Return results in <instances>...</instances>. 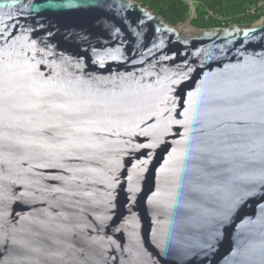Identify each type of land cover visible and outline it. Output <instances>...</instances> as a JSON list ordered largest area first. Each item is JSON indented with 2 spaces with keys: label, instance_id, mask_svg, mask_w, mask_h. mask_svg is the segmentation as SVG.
<instances>
[{
  "label": "water",
  "instance_id": "water-1",
  "mask_svg": "<svg viewBox=\"0 0 264 264\" xmlns=\"http://www.w3.org/2000/svg\"><path fill=\"white\" fill-rule=\"evenodd\" d=\"M188 1L0 0V264H264V17Z\"/></svg>",
  "mask_w": 264,
  "mask_h": 264
},
{
  "label": "trees",
  "instance_id": "trees-1",
  "mask_svg": "<svg viewBox=\"0 0 264 264\" xmlns=\"http://www.w3.org/2000/svg\"><path fill=\"white\" fill-rule=\"evenodd\" d=\"M162 15L169 23L178 25L191 16L188 0H137ZM258 0H194L197 28L227 27L233 24L250 25L260 16H250L246 10Z\"/></svg>",
  "mask_w": 264,
  "mask_h": 264
},
{
  "label": "built area",
  "instance_id": "built-area-1",
  "mask_svg": "<svg viewBox=\"0 0 264 264\" xmlns=\"http://www.w3.org/2000/svg\"><path fill=\"white\" fill-rule=\"evenodd\" d=\"M246 14L250 16L264 17V0H258L255 4L246 10Z\"/></svg>",
  "mask_w": 264,
  "mask_h": 264
},
{
  "label": "bare ground",
  "instance_id": "bare-ground-1",
  "mask_svg": "<svg viewBox=\"0 0 264 264\" xmlns=\"http://www.w3.org/2000/svg\"><path fill=\"white\" fill-rule=\"evenodd\" d=\"M184 25L188 26L187 24H184ZM188 27H189V26H188Z\"/></svg>",
  "mask_w": 264,
  "mask_h": 264
}]
</instances>
